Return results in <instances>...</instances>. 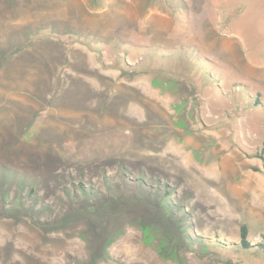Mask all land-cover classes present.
I'll return each mask as SVG.
<instances>
[{"label":"rangeland","instance_id":"374dc122","mask_svg":"<svg viewBox=\"0 0 264 264\" xmlns=\"http://www.w3.org/2000/svg\"><path fill=\"white\" fill-rule=\"evenodd\" d=\"M47 3L0 0V264H264V128L239 121L264 104L152 53L220 17L264 67V0H154L162 31L90 45Z\"/></svg>","mask_w":264,"mask_h":264},{"label":"crops","instance_id":"0c3cea01","mask_svg":"<svg viewBox=\"0 0 264 264\" xmlns=\"http://www.w3.org/2000/svg\"><path fill=\"white\" fill-rule=\"evenodd\" d=\"M44 1H48L49 5L47 3L40 8L47 9L49 16L53 18L50 21L55 23L56 32L87 36L90 38V44H105L103 37L108 39L109 44H134L130 42L133 39L131 35L127 34L158 33L162 31L161 18L168 16L153 4L154 0ZM219 19L222 18L219 17L215 22L207 23L202 28L200 37L195 41L200 52L222 66L225 71L222 84L228 85L235 79L241 80L253 96L258 94V101L264 104V67L256 63H245L239 52L229 50V44L234 42L221 33L226 27L222 28L223 21ZM226 25L232 28L236 26L232 21L227 22ZM119 37L120 39H117ZM77 42L85 44L79 40ZM93 62L97 63L94 60ZM249 116L252 118H239L240 123L250 120L254 125L256 124L254 127L259 124L264 128V117L260 113L258 115L250 113L247 117Z\"/></svg>","mask_w":264,"mask_h":264},{"label":"trees","instance_id":"16d2710c","mask_svg":"<svg viewBox=\"0 0 264 264\" xmlns=\"http://www.w3.org/2000/svg\"><path fill=\"white\" fill-rule=\"evenodd\" d=\"M77 39L85 44L90 45V38L87 36H80L76 35ZM158 50H161L162 53H159ZM154 55L159 56L160 58L163 57L165 59H174L178 58L180 60H184V63L189 66L193 73L199 74L201 77L205 76L204 69L210 65V62L204 55H202L198 48L191 44H181L179 46L170 47V48H159L156 46L153 48ZM188 60V62H185ZM254 98L258 101V94L254 95ZM262 148H264V141L262 143ZM239 237L240 240L235 242V245L240 246L242 249L251 247L249 241L247 240V227L246 225H241L239 227ZM261 241L259 244L260 246L264 247V233L261 234Z\"/></svg>","mask_w":264,"mask_h":264}]
</instances>
